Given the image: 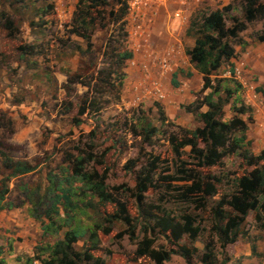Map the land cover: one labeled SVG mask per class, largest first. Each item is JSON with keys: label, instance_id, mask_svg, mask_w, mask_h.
Wrapping results in <instances>:
<instances>
[{"label": "rangeland", "instance_id": "374dc122", "mask_svg": "<svg viewBox=\"0 0 264 264\" xmlns=\"http://www.w3.org/2000/svg\"><path fill=\"white\" fill-rule=\"evenodd\" d=\"M77 1L0 0V152L37 167L35 172L9 183L11 193L7 202L16 207L0 217V220L13 222L11 228L5 230L8 235L4 234V230L0 232V244L4 250H10L9 246L12 250L14 242L19 240L24 249L18 248V255L8 258V264H24L36 252L42 254L38 247L55 241L52 237H43L42 223L35 217L47 208L43 203L47 201L48 204L44 198L49 186L48 176L54 174L61 177L65 169L73 168L74 160L87 153H92L95 160L87 164L86 170L96 171L100 177L98 180L105 179L107 191L126 204L133 224L141 226L140 223L150 222L142 216L140 206L160 217L168 214L179 216L182 212L197 214L200 236L196 240L185 237L179 243L194 245L203 251L212 230L211 207L219 200V195L234 191L235 178L252 168H247L239 156H232L224 160L223 166L202 169L205 175H217L223 179L219 197L208 199L206 208H197L176 199V190L185 184L176 181L179 177L177 167L183 161L187 167L194 166V160L190 149L184 150L179 159L169 141L170 136L180 134V128L195 130L203 127L204 123L196 114L184 109L182 116L175 118H180L178 122L170 119L169 115L172 124L159 121L157 104L161 103L153 81L157 77L168 78L169 74L159 76L161 72L151 60L156 55H165L167 48L164 50L161 47L165 44L163 36H160L161 41H155L153 35L147 34V40H144V36L137 33L136 25L140 20L137 12L139 6L147 4L148 19L159 23L164 20L168 24L165 19L172 22L181 10L184 18L188 16L189 27L196 16L225 7L231 9L226 14L228 18H243L245 1L127 0L131 5L128 48L134 52V58L126 65V77L119 98L118 89H111L94 80L103 78L99 72L109 69L110 60L106 55V52L111 53L108 51V31L98 27L92 36L91 46L71 31ZM260 1L264 3V0ZM8 22L12 23V27H8ZM227 24L230 26V21L227 20ZM257 32H264V20L248 24L241 36L246 33L256 35ZM182 40L187 53V49L191 48L189 41L194 45V40L187 35H183ZM29 46L36 50L32 55L21 51V48ZM72 78L76 81L71 82ZM209 92H200L197 98ZM87 97L97 102L100 112L90 109L81 114V106ZM232 117L230 104L226 107L225 120ZM144 121H152L158 130L153 143L144 139L141 131ZM83 151L85 153H81ZM252 151L257 152L255 144ZM134 160L136 163L132 164ZM151 163L155 165V182L143 193L140 202L136 190L137 175L143 166ZM6 174L0 157V181ZM26 189L33 192L32 199L38 202L37 208L26 199ZM33 209L38 210L36 215L32 214ZM100 210L111 214L118 208L107 204L101 205ZM89 213L90 222L99 230L100 249L94 252L95 256L104 258L106 264H154L147 258L133 261L136 242L130 239L127 233L130 228L126 223H109L98 217L95 211L90 210ZM15 218L19 220L18 224L13 221ZM247 223L249 230H258L253 214L248 217ZM163 230L164 227L152 228L150 236L156 238L157 248L170 249L173 245L166 238L170 232L165 236ZM139 237H143L140 231ZM83 244L81 242L79 246ZM195 262L198 263L197 260ZM166 264L187 263L183 258L173 256Z\"/></svg>", "mask_w": 264, "mask_h": 264}, {"label": "trees", "instance_id": "16d2710c", "mask_svg": "<svg viewBox=\"0 0 264 264\" xmlns=\"http://www.w3.org/2000/svg\"><path fill=\"white\" fill-rule=\"evenodd\" d=\"M244 1L243 18H228L226 14L231 9L225 7L223 10L196 16L191 20L186 31L187 37L194 40L193 47L187 49V55L190 62L203 75L204 87L201 93L207 90L210 92L185 106L188 113H194L202 120L203 127L195 130L180 128L181 133L171 135L169 141L179 159L184 150L190 149V155L194 160V166L187 167L183 160L180 166L177 165L176 173L179 177L176 181L185 184L176 190L178 193L176 199L197 208H206L208 199L220 196L211 207L212 230L204 250L200 251L194 245L179 243L185 237L196 240L200 236L201 227L197 214L182 212L179 216L168 214L160 217L140 206L142 216L150 219V222L140 223L141 226L133 224L126 204L107 191L105 179L98 180L100 177L96 171L86 170L87 164L95 160L92 153H87L86 156H79L74 160L73 168L65 169L61 177L54 174L48 176L49 186L44 195L48 204L47 201L46 204L43 203L47 208L41 215H36L35 211L38 210L35 209L31 212L42 223L43 237H52L55 241L38 247L42 254L36 252L34 256L28 257L24 264H35V262L106 264L104 258L94 255V252L100 249V238L99 230L89 220L90 210L95 211L98 217L106 222L126 223L130 228L127 230L130 239L136 242L134 262L147 258L154 264H166L173 256H179L187 264H228L230 258L227 247L249 233L247 219L251 214L256 228L264 232V149L259 153L252 151L253 142L248 132L250 125L254 123L253 109L244 105L241 86L234 79L213 80L212 78L225 62L237 55L234 45L245 44L241 34L247 30L248 24L264 20V3L260 0ZM128 16L127 0H78L72 19V33L84 39L89 46L98 27L107 30L110 34L108 51L110 50L111 53L106 52L110 60L109 69L107 72H99V76L103 75V78L94 80L111 89H118L116 91L118 98L126 77L124 72L126 65L134 58V52L128 48ZM227 20L230 21V26ZM7 25L9 28L12 27L11 22ZM257 39L264 41V32L258 33ZM21 51L24 53L28 51L32 55L36 50L33 46H29L21 48ZM72 79L71 82L76 81L75 78ZM87 87L90 89V85ZM230 104L233 117L225 120L226 107ZM157 105L159 121L162 124H172L163 107ZM203 108L207 110L202 111ZM90 109L95 112L101 111L97 102L87 97L80 112L85 114ZM244 115H247V120L243 119ZM141 131L145 136L144 139L149 143H153L152 139L158 132L152 121H144ZM232 156H239L246 167H251L252 170L244 172L242 176L233 180L235 188L232 193L219 195V186L223 183V179L217 175H205L202 169L223 166L224 160ZM0 157L3 168L8 173L0 181L1 214L16 207L11 202H7V197L11 193L10 181L35 172L37 167L28 161H17L4 152H0ZM131 163L135 164L136 160ZM154 167L152 163L143 166L137 175L136 190L140 202L143 193L147 192L155 182ZM26 191V199L37 208L38 202L32 199L33 192L27 189ZM107 204H113L118 210L111 214L101 212L100 206ZM139 227L141 230H138ZM157 227H164L165 236L170 232L166 238L173 245L172 248L156 247L157 240L150 236V232L152 228ZM139 231L143 234L142 238L139 237ZM81 242L84 244L80 247ZM0 254H2L1 249ZM0 264L7 263L4 259H0Z\"/></svg>", "mask_w": 264, "mask_h": 264}, {"label": "crops", "instance_id": "0c3cea01", "mask_svg": "<svg viewBox=\"0 0 264 264\" xmlns=\"http://www.w3.org/2000/svg\"><path fill=\"white\" fill-rule=\"evenodd\" d=\"M181 14V18H176L172 22L165 19L168 24L163 22L164 20L160 23L151 20L143 22L145 34L153 35L155 41L158 39L161 41L160 36H163V43L165 42V44L162 45H166V47L162 45L161 47L164 50L165 48H167V51L170 50L171 57L166 59L167 70L170 72L168 78L157 77L154 81L160 82L164 98H161L159 102L167 117L170 116V119L172 118L177 122L180 118H175L182 116L181 111L183 109L186 111L185 106L195 102L198 93L202 92L204 87L203 75L190 62L189 56L184 52L182 38L183 35L186 36L188 16L184 18L183 12ZM257 34L246 33L241 36L245 44L234 45L237 55L225 62L212 78L234 79L237 84H240L241 88L248 90L249 94H252L253 90L256 89L264 97V41H259ZM189 42L191 43L190 46L193 47L192 42ZM158 66L163 68L160 62ZM242 117L247 120V115ZM253 120L254 123L250 125L248 135L250 139L254 140L253 144L257 149L255 153H259L264 149V113L253 110ZM10 211H3L0 217ZM13 221L17 224L19 222L17 218ZM12 223L11 221L8 223L4 219L0 220V232L3 233L4 230V234L8 235L9 232L5 230L11 228ZM23 247L19 240L14 242L13 251L11 250L12 246H9L10 250H4L0 244L2 252L0 259H4L8 264V258L18 255L16 254L18 248L24 249ZM227 253L230 258L228 264H264V232L249 230L245 237L227 247Z\"/></svg>", "mask_w": 264, "mask_h": 264}, {"label": "built area", "instance_id": "2783aa9c", "mask_svg": "<svg viewBox=\"0 0 264 264\" xmlns=\"http://www.w3.org/2000/svg\"><path fill=\"white\" fill-rule=\"evenodd\" d=\"M129 4V13L131 11V5ZM146 6H139L137 16L140 17L139 22L137 23V33L140 34V36H144V40H147V34H145V30L143 28V22L148 21L150 19L147 18L148 12L146 10ZM144 10L143 12H141ZM175 17L181 18L182 14L181 12L176 13ZM142 28V29H141ZM171 57L170 50L166 51V54L163 56L156 55L152 60V64H154L156 67H158L159 71L162 75L169 74V70H167V63L166 59ZM160 62V65H162L163 68H159L158 64ZM155 86L156 95L159 99L164 98L163 91L160 86V82L153 81ZM241 96L242 100L244 102L245 106L251 107L253 110L256 111H262L264 113V97L263 94L258 92L256 89L253 90L252 94L248 93V90L241 88Z\"/></svg>", "mask_w": 264, "mask_h": 264}]
</instances>
